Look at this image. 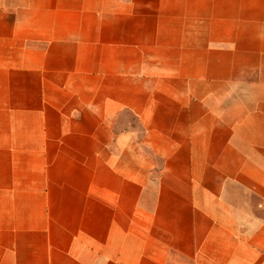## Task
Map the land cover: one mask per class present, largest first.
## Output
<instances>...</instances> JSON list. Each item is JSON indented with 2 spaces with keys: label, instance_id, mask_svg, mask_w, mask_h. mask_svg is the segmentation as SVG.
I'll list each match as a JSON object with an SVG mask.
<instances>
[{
  "label": "crops",
  "instance_id": "0c3cea01",
  "mask_svg": "<svg viewBox=\"0 0 264 264\" xmlns=\"http://www.w3.org/2000/svg\"><path fill=\"white\" fill-rule=\"evenodd\" d=\"M0 264H264V0H0Z\"/></svg>",
  "mask_w": 264,
  "mask_h": 264
}]
</instances>
